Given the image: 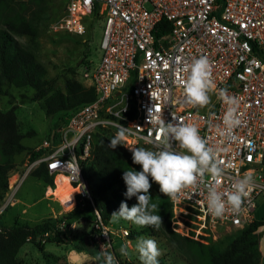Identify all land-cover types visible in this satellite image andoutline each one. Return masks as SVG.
<instances>
[{"label": "built area", "instance_id": "1", "mask_svg": "<svg viewBox=\"0 0 264 264\" xmlns=\"http://www.w3.org/2000/svg\"><path fill=\"white\" fill-rule=\"evenodd\" d=\"M96 4L101 55L86 74L95 99L73 110L41 141L35 150L42 154L27 156L15 182L41 164L52 175L53 186L55 176L64 175L74 188L67 211L89 200L95 221L88 241L97 250L112 253L120 264L110 230L94 207L82 162L90 155L99 127L110 128L115 135L119 124L130 127L133 134L124 137L126 148L141 144L154 149L155 120L162 111L166 123L194 124L223 169L218 181L206 176V183L169 199L172 230L209 243L225 229L248 226L256 219L259 203H264V0H68L56 29L83 34V17L90 16ZM200 56L209 59L215 84L204 108L186 103L183 92L184 68ZM221 89L238 102L235 115L240 123L230 132L224 116L231 106L219 95ZM247 175L252 180L242 211L213 217L207 210L209 187L226 193ZM14 186L9 185L0 213L12 202ZM64 227L65 221L56 225L59 230ZM128 235L129 230L122 229L125 239Z\"/></svg>", "mask_w": 264, "mask_h": 264}, {"label": "trees", "instance_id": "2", "mask_svg": "<svg viewBox=\"0 0 264 264\" xmlns=\"http://www.w3.org/2000/svg\"><path fill=\"white\" fill-rule=\"evenodd\" d=\"M32 1L37 4L40 0ZM25 3L27 4L23 0H0V93L7 94L2 88L3 85L30 88L31 98L42 101L47 115L61 113L62 118L66 119L73 110L95 99L94 88L92 85H84L73 77H67L63 89H52L51 79L47 77L45 66L13 37V34L30 37L37 35L39 11L36 13L37 10H33L31 15L26 17ZM98 10L99 5L96 4L89 18L98 20ZM162 22L167 25V22ZM160 34L158 31L157 36ZM110 130L112 129L104 127L95 130L90 155L82 162V174L88 183L94 207L103 222L108 221L111 214L119 210L120 201L126 197L123 172L129 168L141 170L139 165L132 162V153L124 147L122 141V145H118L115 149L109 147V141L115 136ZM22 137L15 107L5 110L0 108V201L8 190V174L16 164L15 156L26 149L21 143ZM27 154L34 159L42 154V150L36 151L32 147L27 150ZM90 170H95L98 177L97 182L92 184H89ZM31 173L39 178L45 187L53 186V177L44 164L39 165ZM151 183L152 202L159 207L157 214L161 216L162 223L170 233L180 239L179 245L188 250L189 257L186 264H201L202 257H207L209 264H260L261 251L257 230L264 224V219H254L248 226L235 229L224 247H219L213 241L202 243L172 230L171 202L168 197L160 193L156 183ZM76 211H84L92 215L94 212L90 201L86 200L85 205L77 203L70 211L59 216L44 218L33 225L15 222L11 226H6L0 223V264H20L17 253L26 242H32L39 249L43 248L45 242H64L66 236L62 230L56 228V225ZM46 232H49V235L44 238ZM144 232H146L145 228L135 232L129 230L128 238L134 239ZM88 238L87 234V240ZM80 244V249L89 246L84 237ZM159 264L163 263L159 262Z\"/></svg>", "mask_w": 264, "mask_h": 264}, {"label": "rangeland", "instance_id": "3", "mask_svg": "<svg viewBox=\"0 0 264 264\" xmlns=\"http://www.w3.org/2000/svg\"><path fill=\"white\" fill-rule=\"evenodd\" d=\"M28 1L23 0V2H27V4H24L26 7L24 14L29 17L31 11L37 10L35 11L36 13L39 11L38 32L35 37L13 34L15 41L30 50L36 59L45 66L47 77L51 79L52 89H63L64 80L67 77H73L84 85H90V79L86 74L88 73L89 75L93 66L99 62L101 55L99 49L101 38L100 19L97 21V19L89 18L90 16H84L85 32L81 35L72 34L56 29V24L63 16L68 0H40L37 4L33 3L32 0ZM2 88L7 94L0 93V108L5 110L12 106L15 107L19 130L23 134L21 143L26 147L24 151L15 156L16 164L8 174L9 189V185L17 178V175H22L23 166L28 156L27 150L32 147L36 148L65 119L62 118L63 114L61 113L47 115L42 101L31 98L32 89L30 88L15 87L13 85H3ZM110 131V133L114 134V130ZM122 143L124 147L127 145V141L124 139ZM136 147L146 146L138 144ZM88 173L90 177L89 184L97 182L96 171L90 170ZM13 175L15 176L13 177ZM54 186L47 187V194L51 196H44L45 186L42 181L32 173L27 174L21 179L13 193V204L7 205L0 213V223L6 226H11L15 222L33 225L44 218L59 216L68 212L66 208L71 201L73 203V200H63L61 196L52 192ZM6 193H8V190L5 192L4 197ZM3 199L0 201V205ZM57 199L61 201L62 207ZM122 201L127 203L129 207L137 203L135 197L131 199L124 197L120 201L119 206ZM254 216L258 220L264 219V203H259ZM67 219H65L64 230H62L66 236L65 240H63L64 242H45L42 249L36 247L32 242H26L17 253L19 263L104 264L103 256H101L103 252L97 250L89 241L88 248H79L82 238L90 232L91 226L95 221V213L93 212L92 215L84 211H76L70 214ZM72 224H75L74 228L71 227ZM105 224L110 230L113 251L120 264L125 262L141 264L139 254L135 251V244L140 236L152 238L156 241L162 253L158 257L159 262L163 264H186L188 261V250L184 246L179 245L180 239L171 234L164 223L157 230L150 226L140 227L125 220L113 222L110 217ZM171 225L172 221L170 220ZM144 228L146 232L139 234L134 239H130L128 236L125 239L122 236V229L135 232ZM234 230L231 228L225 229L221 233L219 232L217 239L213 242L219 247H224L232 237ZM257 232L259 233V248L261 251L259 263L264 264V224L258 228ZM125 243L128 244V258L120 254V248ZM97 256H100L99 260H97ZM201 264H209L207 257H202Z\"/></svg>", "mask_w": 264, "mask_h": 264}, {"label": "clouds", "instance_id": "4", "mask_svg": "<svg viewBox=\"0 0 264 264\" xmlns=\"http://www.w3.org/2000/svg\"><path fill=\"white\" fill-rule=\"evenodd\" d=\"M184 71L187 73L183 81L186 103L200 108L208 106L210 93L215 90L209 59L206 56L195 58ZM219 95L231 106L224 116L226 129L230 132L240 123L235 115L238 102L228 95L227 89H221ZM155 123L158 127L154 149L128 147L132 153V162L139 165L141 170L129 168L123 172L122 179L126 185V198L135 197L137 203L129 207L122 201L119 210L110 216L113 222L125 220L140 227L150 226L158 230L162 227V218L157 214L158 205L152 202L151 182L159 186V191L164 196L176 200L178 194L185 189H196L200 184L206 183V176L218 181L223 175V169L216 162V152L208 146L207 140L201 137L194 124L166 123L162 118V111L157 115ZM131 134L130 127L119 124L116 135L109 141V147L115 149L122 145L124 137ZM251 180V175L245 176L226 193L218 191L216 187H209L208 212L215 218H222L229 211L239 214ZM135 251L139 254L141 264H159L158 257L162 253L154 239L138 237ZM120 254L129 257L127 243L121 246ZM101 256L104 264H118L112 253L103 252ZM99 259L100 256H97V260Z\"/></svg>", "mask_w": 264, "mask_h": 264}, {"label": "bare ground", "instance_id": "5", "mask_svg": "<svg viewBox=\"0 0 264 264\" xmlns=\"http://www.w3.org/2000/svg\"><path fill=\"white\" fill-rule=\"evenodd\" d=\"M54 180H55V186L53 187L52 192L61 196L63 200L70 199L71 201L74 188L71 187L66 177L64 175H56ZM72 205L73 203L71 201L66 209L70 208Z\"/></svg>", "mask_w": 264, "mask_h": 264}, {"label": "crops", "instance_id": "6", "mask_svg": "<svg viewBox=\"0 0 264 264\" xmlns=\"http://www.w3.org/2000/svg\"><path fill=\"white\" fill-rule=\"evenodd\" d=\"M15 175H13V177H14ZM12 177V178H13ZM17 177H18V175H17ZM17 179V178H16ZM16 179L13 181V183L12 184H10V185H15L14 186V192H15V190H16V188L18 187V185H19V183H20V181L21 180H19V181H17V182H15L16 181ZM48 187V186H47ZM47 187H45V190H44V196H47L48 194H47ZM10 204H13V202H11Z\"/></svg>", "mask_w": 264, "mask_h": 264}, {"label": "water", "instance_id": "7", "mask_svg": "<svg viewBox=\"0 0 264 264\" xmlns=\"http://www.w3.org/2000/svg\"><path fill=\"white\" fill-rule=\"evenodd\" d=\"M37 239L39 240V235L37 236ZM84 239H85V242L87 243L88 242L87 236H85Z\"/></svg>", "mask_w": 264, "mask_h": 264}, {"label": "snow or ice", "instance_id": "8", "mask_svg": "<svg viewBox=\"0 0 264 264\" xmlns=\"http://www.w3.org/2000/svg\"><path fill=\"white\" fill-rule=\"evenodd\" d=\"M250 159H251V157H250Z\"/></svg>", "mask_w": 264, "mask_h": 264}]
</instances>
